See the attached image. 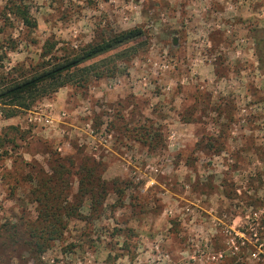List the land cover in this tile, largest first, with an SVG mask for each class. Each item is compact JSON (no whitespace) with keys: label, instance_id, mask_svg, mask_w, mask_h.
<instances>
[{"label":"rangeland","instance_id":"1","mask_svg":"<svg viewBox=\"0 0 264 264\" xmlns=\"http://www.w3.org/2000/svg\"><path fill=\"white\" fill-rule=\"evenodd\" d=\"M136 26L142 39L81 65L114 73L0 103V264H264V0H0V88ZM70 157L99 162L110 192L39 258L32 191Z\"/></svg>","mask_w":264,"mask_h":264},{"label":"trees","instance_id":"2","mask_svg":"<svg viewBox=\"0 0 264 264\" xmlns=\"http://www.w3.org/2000/svg\"><path fill=\"white\" fill-rule=\"evenodd\" d=\"M12 12L18 15L27 26H36L37 22L32 18L28 7L14 3ZM145 29L136 26L119 32L105 31L98 41L90 42L79 51L56 59L44 66L40 71L14 80L0 88V103L15 104L29 108L37 98L51 94L68 83H76L81 86L90 80L92 75L101 77L106 73L117 71V66L108 68L106 64L96 62L93 65L81 66L105 53L115 50L125 44L139 41L145 36ZM259 45L263 46L260 60L264 65V32H259ZM140 43V42H139ZM49 48L47 53H50ZM136 47L121 52L122 54H135ZM122 56V55H120ZM18 108H12L8 116L17 114ZM144 129L141 137H145L147 146L157 148L162 140L163 132L158 128L141 127ZM153 130V131H152ZM58 159L52 176L39 179V184L32 191L38 202V220L30 224L28 228L31 236L32 251L39 258L47 250L52 240L60 237L68 227L70 219H85L82 205L86 200L90 201L92 214L103 209L110 192L109 181L100 171L101 164L95 160L84 161L74 171L73 158ZM71 175L78 177V190L74 200L70 201ZM113 189L119 196V201L125 195V189L121 182L114 181ZM119 203V202H118ZM115 206V205H114Z\"/></svg>","mask_w":264,"mask_h":264},{"label":"crops","instance_id":"3","mask_svg":"<svg viewBox=\"0 0 264 264\" xmlns=\"http://www.w3.org/2000/svg\"><path fill=\"white\" fill-rule=\"evenodd\" d=\"M213 42H214V41H212L211 39L209 40L210 45L213 44ZM210 63H211V62H210Z\"/></svg>","mask_w":264,"mask_h":264}]
</instances>
